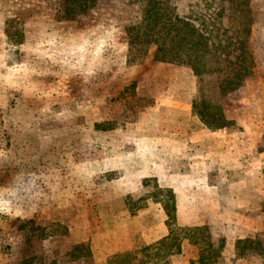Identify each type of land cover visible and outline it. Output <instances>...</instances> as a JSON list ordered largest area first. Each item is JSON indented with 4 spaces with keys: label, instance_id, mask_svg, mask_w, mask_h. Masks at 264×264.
<instances>
[{
    "label": "rangeland",
    "instance_id": "obj_1",
    "mask_svg": "<svg viewBox=\"0 0 264 264\" xmlns=\"http://www.w3.org/2000/svg\"><path fill=\"white\" fill-rule=\"evenodd\" d=\"M169 4L219 52L233 50L229 0ZM250 7L255 69L222 94L220 74L197 76L186 65L156 61V45L139 41L131 28L146 0H0V264H94L92 210L111 207L96 191L110 176L111 144L123 142L128 123L165 91L173 93L180 76L193 112L264 120V0ZM258 131L264 148V122ZM147 183L157 198L173 201L169 189ZM211 244L218 263L222 244ZM257 252L250 246L243 254Z\"/></svg>",
    "mask_w": 264,
    "mask_h": 264
},
{
    "label": "crops",
    "instance_id": "obj_2",
    "mask_svg": "<svg viewBox=\"0 0 264 264\" xmlns=\"http://www.w3.org/2000/svg\"><path fill=\"white\" fill-rule=\"evenodd\" d=\"M180 81L173 93L165 91L159 103L128 123L120 133L123 142L111 144L110 176L96 189L111 207L99 214L92 210L94 264H132L143 246L169 234L164 200L150 191L151 180L173 193L180 227L207 225L212 243L222 244L214 264H263L258 252L239 254L237 242L263 238L264 148L258 129L264 120L253 117L248 124L240 115L227 116L234 129H210L193 112L181 76ZM198 260V248L187 238L170 256L171 264Z\"/></svg>",
    "mask_w": 264,
    "mask_h": 264
},
{
    "label": "trees",
    "instance_id": "obj_3",
    "mask_svg": "<svg viewBox=\"0 0 264 264\" xmlns=\"http://www.w3.org/2000/svg\"><path fill=\"white\" fill-rule=\"evenodd\" d=\"M229 2V19L235 28V38L227 44L233 46L231 52L224 53V49L219 52L205 31L190 19L179 16L169 4V0H146L143 18L131 29L136 30L137 35L141 37L140 42L156 45L154 56L156 61L186 65L197 76L220 74L222 76L219 81L220 91L227 94L243 85L253 74L256 64L249 41L252 27L250 0ZM194 112L210 129L228 126L222 112L214 111L208 117L200 111ZM172 197L171 203L164 202L168 214L169 234L151 245L143 246L138 253L140 254L137 258L138 264H171L170 256L181 251L184 238L199 246V264H214L215 261L207 249L213 247L208 226L180 227L177 224L176 205L171 192ZM250 246L259 249L258 253L263 256L264 264L262 241L244 239L237 242L239 254H243L244 249ZM151 255L154 259L149 258Z\"/></svg>",
    "mask_w": 264,
    "mask_h": 264
}]
</instances>
